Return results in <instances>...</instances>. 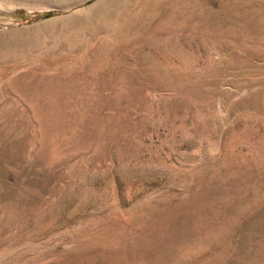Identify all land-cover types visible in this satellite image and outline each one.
I'll return each mask as SVG.
<instances>
[{"label":"rangeland","instance_id":"obj_1","mask_svg":"<svg viewBox=\"0 0 264 264\" xmlns=\"http://www.w3.org/2000/svg\"><path fill=\"white\" fill-rule=\"evenodd\" d=\"M0 264H264V0H0Z\"/></svg>","mask_w":264,"mask_h":264},{"label":"bare ground","instance_id":"obj_2","mask_svg":"<svg viewBox=\"0 0 264 264\" xmlns=\"http://www.w3.org/2000/svg\"><path fill=\"white\" fill-rule=\"evenodd\" d=\"M79 2V1H78ZM70 6V5H69Z\"/></svg>","mask_w":264,"mask_h":264}]
</instances>
